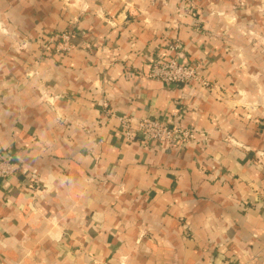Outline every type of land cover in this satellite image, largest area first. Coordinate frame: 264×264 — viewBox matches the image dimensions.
Segmentation results:
<instances>
[{
	"label": "crops",
	"instance_id": "1",
	"mask_svg": "<svg viewBox=\"0 0 264 264\" xmlns=\"http://www.w3.org/2000/svg\"><path fill=\"white\" fill-rule=\"evenodd\" d=\"M0 26V264H264V0H0ZM170 56L209 85L146 76Z\"/></svg>",
	"mask_w": 264,
	"mask_h": 264
},
{
	"label": "built area",
	"instance_id": "2",
	"mask_svg": "<svg viewBox=\"0 0 264 264\" xmlns=\"http://www.w3.org/2000/svg\"><path fill=\"white\" fill-rule=\"evenodd\" d=\"M71 35L72 32L68 30L55 33L50 38V43L55 41L54 48L69 52L72 49ZM45 49L50 50L51 48L45 45ZM148 66L146 76L161 83L209 85V81L203 73L204 67L199 60H191L181 64L170 56L166 59H149ZM118 121L122 136L129 143L139 138L147 146L151 143H176L181 145L194 138L192 129L182 127L176 123H166L150 116L141 117L134 124L128 116L119 115ZM14 170L15 167L8 160L0 158V177L8 176Z\"/></svg>",
	"mask_w": 264,
	"mask_h": 264
},
{
	"label": "rangeland",
	"instance_id": "3",
	"mask_svg": "<svg viewBox=\"0 0 264 264\" xmlns=\"http://www.w3.org/2000/svg\"><path fill=\"white\" fill-rule=\"evenodd\" d=\"M0 31H2V28H1V26H0Z\"/></svg>",
	"mask_w": 264,
	"mask_h": 264
}]
</instances>
